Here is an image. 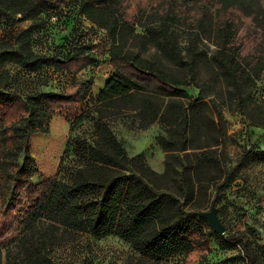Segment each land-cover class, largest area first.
Wrapping results in <instances>:
<instances>
[{
  "label": "trees",
  "instance_id": "1",
  "mask_svg": "<svg viewBox=\"0 0 264 264\" xmlns=\"http://www.w3.org/2000/svg\"><path fill=\"white\" fill-rule=\"evenodd\" d=\"M70 3L78 7L79 15L111 35L113 45L106 52L113 73L97 95V134L91 144L81 148V163L72 177L68 181L49 178L35 185L31 137L48 134L58 111L87 102L94 85L92 80L76 78L78 72L95 66V58L89 54L94 47L73 51L64 58L42 55L32 48L31 36L41 26L39 21ZM127 4V0H0V12L32 21L6 48L0 47V202L17 213L16 228L11 231L19 232L13 245L6 248V264H55V250L72 234H114L131 244L142 262L149 263L184 255L190 264L193 255L207 248L203 232L185 224L184 209L195 200L196 184L218 181L226 172L217 158L207 155L210 150L196 154L195 162L185 153L188 165L174 154L210 148L195 145V140L203 128L217 130L221 138V127L209 102L188 93L191 82L178 80L159 62L125 48L131 36L149 38L163 57L193 73L167 26L168 21L178 19L173 9L166 13L161 27L148 28L139 18L148 7L132 12ZM137 27L145 29L146 35L136 33ZM221 33L216 68L234 86L241 108L245 100L238 83L245 78L252 81L246 66L249 63L243 65L232 28L225 27ZM7 64L28 74L52 67L74 77L63 92H34L23 98L9 89L11 75L3 70ZM124 113L132 117L136 129L146 130L155 123L166 129L167 136L159 142L168 155L164 173L153 170L141 155L128 156L112 129V119ZM219 142L217 139V146ZM232 172L228 183L233 180ZM168 178L176 180L174 193H166L170 189ZM233 242L244 249L247 264H264V246L246 243L243 238Z\"/></svg>",
  "mask_w": 264,
  "mask_h": 264
},
{
  "label": "rangeland",
  "instance_id": "2",
  "mask_svg": "<svg viewBox=\"0 0 264 264\" xmlns=\"http://www.w3.org/2000/svg\"><path fill=\"white\" fill-rule=\"evenodd\" d=\"M131 11L140 6L141 22L149 27H161L169 9L177 21H168V28L176 36L177 46L189 68L177 66L163 57L149 38H134L126 42V50L144 58L159 62L168 73L187 86L188 93L204 97L215 112L218 131L203 128L195 145H210L206 149H190L175 153L184 165H188L185 153L196 161V154L212 151L207 155L217 158L225 175L218 181L196 184L195 200L185 207V224L197 228L206 236L207 248L190 258V264H247L242 246L233 242L243 238L246 243L264 246V0H127ZM20 16H8L0 12V47L6 48L17 35L28 30L32 21H20ZM139 19V20H140ZM31 36L35 52L47 56H71L73 51L95 49L89 54L95 58L90 66L76 74L77 79L94 82L90 99L82 105L58 111L53 117L48 134L31 137L30 153L35 160L37 185L49 178L68 181L81 163V148L92 143L100 118L96 110L97 95L113 73L106 49L113 45L111 35L79 15L78 7L70 3L53 9L43 17ZM231 27L237 35L243 65L251 73V82L241 80L240 96L232 84L227 83L216 68V56L222 38L221 31ZM145 34V29L136 28ZM12 48L17 46L13 44ZM3 70L11 75L10 90L26 98L34 92L60 93L74 75L68 71L55 72L44 67L36 74H28L14 64ZM186 88V87H185ZM112 129L123 142L129 157L143 156L148 165L158 173H164L167 153L159 144L166 137V129L155 123L146 130L132 126L129 114L112 119ZM217 139L219 145L217 146ZM211 159V156H207ZM182 158V159H181ZM236 172H232L235 167ZM233 180L228 183L229 172ZM227 178V181H225ZM166 193L175 192V178H168ZM184 199L181 197V202ZM216 212L226 229L220 235L209 224L203 213ZM17 213L0 202V261L6 264V248L13 245L19 232L15 229ZM55 264H186L185 256L178 255L161 262H142L132 245L116 235L94 237L87 234L66 235L54 252ZM141 262V263H139Z\"/></svg>",
  "mask_w": 264,
  "mask_h": 264
},
{
  "label": "water",
  "instance_id": "3",
  "mask_svg": "<svg viewBox=\"0 0 264 264\" xmlns=\"http://www.w3.org/2000/svg\"><path fill=\"white\" fill-rule=\"evenodd\" d=\"M201 216L208 219L209 224L214 229V231H216L218 234L222 235L225 233L226 229L218 220L216 212L214 210L210 213H203L201 214Z\"/></svg>",
  "mask_w": 264,
  "mask_h": 264
},
{
  "label": "crops",
  "instance_id": "4",
  "mask_svg": "<svg viewBox=\"0 0 264 264\" xmlns=\"http://www.w3.org/2000/svg\"><path fill=\"white\" fill-rule=\"evenodd\" d=\"M105 85V84H104Z\"/></svg>",
  "mask_w": 264,
  "mask_h": 264
}]
</instances>
